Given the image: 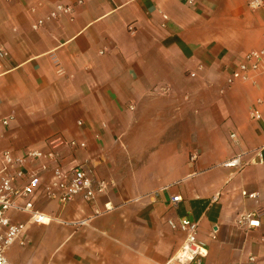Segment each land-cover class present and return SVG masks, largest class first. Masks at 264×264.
<instances>
[{
    "label": "crops",
    "instance_id": "crops-1",
    "mask_svg": "<svg viewBox=\"0 0 264 264\" xmlns=\"http://www.w3.org/2000/svg\"><path fill=\"white\" fill-rule=\"evenodd\" d=\"M79 1L0 0V155L76 141L84 147H63L60 162L85 163L108 183L91 201L37 196L36 210L60 223L11 213L25 230L9 262L166 264L185 238L167 220L187 217L206 243L203 264H264V217L250 231L236 225L264 209V149L261 163L249 154L264 147V120L250 119L264 74L227 83L247 53L264 49V8ZM57 5L70 11L50 19ZM242 153V168L220 166Z\"/></svg>",
    "mask_w": 264,
    "mask_h": 264
},
{
    "label": "built area",
    "instance_id": "built-area-1",
    "mask_svg": "<svg viewBox=\"0 0 264 264\" xmlns=\"http://www.w3.org/2000/svg\"><path fill=\"white\" fill-rule=\"evenodd\" d=\"M181 3L191 6L196 0H179ZM82 1L80 0L79 3ZM248 7L251 10L264 8V0H250ZM70 9L62 5H57L49 14L50 19H55L61 13H68ZM166 19V17H164ZM43 24V20H38L33 26L37 29ZM6 54L0 52V58ZM264 74V49L251 51L244 56L235 70L227 79L228 84L235 81L248 80L253 74ZM255 106L250 112V119L254 121L264 120L259 108L264 106V95L256 98ZM3 125L8 124V120L2 121ZM235 139L234 134L230 135ZM63 147L72 149L83 148V143L76 141H65L61 138H54L47 142L44 150L29 149L20 155H13L9 151H4L0 155V264H11L6 257V252L15 243L23 246L22 234L25 224L13 222L10 218L11 213L28 215L30 221L34 223L48 225L51 222L60 220L46 216L36 210L34 201L37 196H42L46 200L55 201L65 205L75 198L84 201H91L97 195L106 192L108 183L104 180H94L90 177V171L85 163L63 164L60 162V151ZM262 149L252 150L256 160L262 162ZM247 153H242L221 163L220 166L240 169L247 163L243 157ZM252 159V158H251ZM254 163V158L250 161ZM44 177L47 181L44 182ZM246 195L245 193H243ZM249 198L255 194H247ZM180 196L171 198V202L176 205L180 202ZM111 207L107 206V210ZM264 217V209L248 212L236 218V225L245 231L256 229L260 226V218ZM86 221L72 223V226H83ZM66 224V223H64ZM168 227L173 231L184 233L185 238L179 250L166 264H203L207 257L206 243L198 238V226L190 218L184 217L177 221L167 220ZM216 231H214L215 233ZM211 236L213 239L215 235ZM250 261L254 258L250 257Z\"/></svg>",
    "mask_w": 264,
    "mask_h": 264
},
{
    "label": "rangeland",
    "instance_id": "rangeland-1",
    "mask_svg": "<svg viewBox=\"0 0 264 264\" xmlns=\"http://www.w3.org/2000/svg\"><path fill=\"white\" fill-rule=\"evenodd\" d=\"M226 133L229 134L231 132L230 128H226Z\"/></svg>",
    "mask_w": 264,
    "mask_h": 264
}]
</instances>
